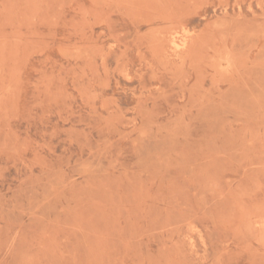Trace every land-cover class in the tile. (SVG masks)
<instances>
[{
  "label": "rangeland",
  "instance_id": "obj_1",
  "mask_svg": "<svg viewBox=\"0 0 264 264\" xmlns=\"http://www.w3.org/2000/svg\"><path fill=\"white\" fill-rule=\"evenodd\" d=\"M0 264H264V0H0Z\"/></svg>",
  "mask_w": 264,
  "mask_h": 264
}]
</instances>
